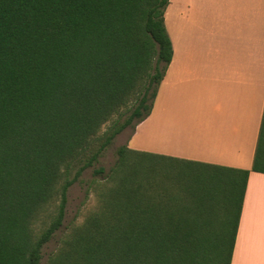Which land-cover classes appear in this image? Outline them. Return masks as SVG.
Masks as SVG:
<instances>
[{
    "label": "trees",
    "instance_id": "obj_1",
    "mask_svg": "<svg viewBox=\"0 0 264 264\" xmlns=\"http://www.w3.org/2000/svg\"><path fill=\"white\" fill-rule=\"evenodd\" d=\"M169 3L0 0V264H41L71 187L150 116L173 59ZM118 156L48 264L232 263L249 175L264 174V116L250 171L127 146ZM154 160L201 168L220 188L194 200L137 181Z\"/></svg>",
    "mask_w": 264,
    "mask_h": 264
},
{
    "label": "crops",
    "instance_id": "obj_2",
    "mask_svg": "<svg viewBox=\"0 0 264 264\" xmlns=\"http://www.w3.org/2000/svg\"><path fill=\"white\" fill-rule=\"evenodd\" d=\"M173 59L131 150L252 170L264 116V0H170ZM231 264H264V174L249 175Z\"/></svg>",
    "mask_w": 264,
    "mask_h": 264
},
{
    "label": "rangeland",
    "instance_id": "obj_3",
    "mask_svg": "<svg viewBox=\"0 0 264 264\" xmlns=\"http://www.w3.org/2000/svg\"><path fill=\"white\" fill-rule=\"evenodd\" d=\"M133 131L130 127L118 135L112 145L103 152L98 163L94 167L87 169L80 180L71 187L68 194V206L64 224L44 247L41 264H48L50 256L58 250L61 241L69 233L70 229L75 225L81 224L86 215L97 207L99 201L97 196L99 194L95 193V188L115 167L119 159L118 150L123 146H127L128 139L133 134ZM152 163L149 167L147 166L146 172H142L140 168L134 169V173L137 175L136 180L143 182V177H150L155 181L153 183L154 187L166 194H185L184 198L197 200L216 195L220 188L218 182L206 175L201 168L186 164H175L169 161L159 162L154 160ZM159 164L161 165L159 166ZM100 169H103V173L96 174L95 172ZM236 198H239V189L236 193Z\"/></svg>",
    "mask_w": 264,
    "mask_h": 264
}]
</instances>
